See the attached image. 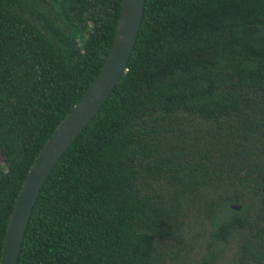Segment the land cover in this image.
Listing matches in <instances>:
<instances>
[{
  "label": "trees",
  "instance_id": "trees-1",
  "mask_svg": "<svg viewBox=\"0 0 264 264\" xmlns=\"http://www.w3.org/2000/svg\"><path fill=\"white\" fill-rule=\"evenodd\" d=\"M122 1L0 0V264L23 182L100 73ZM227 180L253 198L225 200L217 235L252 226L241 264H264V0H147L127 70L46 179L18 264H162L185 191Z\"/></svg>",
  "mask_w": 264,
  "mask_h": 264
},
{
  "label": "water",
  "instance_id": "water-1",
  "mask_svg": "<svg viewBox=\"0 0 264 264\" xmlns=\"http://www.w3.org/2000/svg\"><path fill=\"white\" fill-rule=\"evenodd\" d=\"M146 1H122L114 40L100 73L35 158L10 215L1 264H18L26 229L46 179L63 153L109 98L127 70L139 36ZM233 207L238 210L241 208L236 204Z\"/></svg>",
  "mask_w": 264,
  "mask_h": 264
},
{
  "label": "rangeland",
  "instance_id": "rangeland-1",
  "mask_svg": "<svg viewBox=\"0 0 264 264\" xmlns=\"http://www.w3.org/2000/svg\"><path fill=\"white\" fill-rule=\"evenodd\" d=\"M184 119L182 117L178 123L183 124ZM0 162H3L1 154ZM160 182L164 186L169 185V179L162 178ZM237 191L243 193L248 201L253 198L250 190H243L239 185L233 186L228 180L221 183L218 189L200 188L194 192L186 190L179 215L181 225L178 234L182 239H171L165 247L161 246L165 257L162 264H201L206 255L213 253L217 255L216 264H241L242 261H248V243L253 236L252 226L237 225L225 243L217 235L218 224L224 214L228 213L224 207L225 200ZM254 203L253 211L258 212L262 202L255 198Z\"/></svg>",
  "mask_w": 264,
  "mask_h": 264
}]
</instances>
